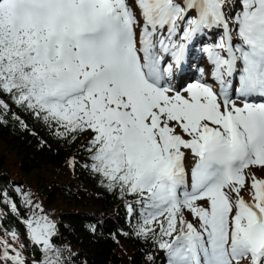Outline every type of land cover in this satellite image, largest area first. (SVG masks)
I'll return each mask as SVG.
<instances>
[{"label":"snow or ice","instance_id":"snow-or-ice-1","mask_svg":"<svg viewBox=\"0 0 264 264\" xmlns=\"http://www.w3.org/2000/svg\"><path fill=\"white\" fill-rule=\"evenodd\" d=\"M196 51L207 71L177 86ZM4 95L85 137L84 167L133 198L135 234L165 264H264V0H0ZM8 111L0 99V123ZM35 209L23 223L44 259L12 231L0 264H65Z\"/></svg>","mask_w":264,"mask_h":264},{"label":"trees","instance_id":"trees-1","mask_svg":"<svg viewBox=\"0 0 264 264\" xmlns=\"http://www.w3.org/2000/svg\"><path fill=\"white\" fill-rule=\"evenodd\" d=\"M0 99L10 107L0 123V192L6 191L18 208V214L13 213L0 197V238L16 231L18 242L8 237L9 243L24 244L23 255L29 261L43 260L41 247L32 244L23 223L33 211L39 212V204L41 214L56 223L53 242L64 250L65 264H165L152 241L135 234L138 215L130 216L126 207L133 198L108 191L84 167L89 162L82 150L84 136L66 141L8 96ZM73 157L74 168L69 165ZM16 178L23 183L21 197L12 186ZM25 193L31 205L25 204ZM149 255L154 257L151 262Z\"/></svg>","mask_w":264,"mask_h":264},{"label":"bare ground","instance_id":"bare-ground-1","mask_svg":"<svg viewBox=\"0 0 264 264\" xmlns=\"http://www.w3.org/2000/svg\"><path fill=\"white\" fill-rule=\"evenodd\" d=\"M198 53L199 54L192 60V64L194 66H191L192 68H190L189 71H188V69H186V71L184 72V74H182V76L176 81L177 86L183 87L184 83L187 82L186 81L187 79H189V78L193 79V78H195L196 75H198V74H196L197 73L196 70H197V67H199L201 65L200 63L202 61V54L199 51H198ZM206 65L207 64H205V66ZM206 68H207V66H206ZM198 79H200V78H198ZM195 81L196 80H191V83H193Z\"/></svg>","mask_w":264,"mask_h":264},{"label":"rangeland","instance_id":"rangeland-1","mask_svg":"<svg viewBox=\"0 0 264 264\" xmlns=\"http://www.w3.org/2000/svg\"><path fill=\"white\" fill-rule=\"evenodd\" d=\"M130 3H131V0H130ZM209 39V38H208ZM199 53H198V51H196L195 52V57L198 55ZM202 54V53H201ZM201 65L199 66V67H197V73L196 74H198V75H196L195 76V78H193V79H191V78H189V79H187L186 81L188 82V83H191V80H198V78H201L200 77V74L198 73L199 72V68H201V67H204L205 69H206V71H207V68H206V66H205V64H207V62H206V57L202 54V61H201V63H200ZM191 66H194L193 64H192V61H191V64H190V66H188L189 68H188V71H189V69L190 68H192ZM187 82H185L184 83V85L183 86H186L188 83ZM85 138V137H84ZM257 175L258 176H260V175H264V173H261V172H257ZM13 181H15V182H20V183H22L21 181H18L17 180V178L16 179H13ZM12 181V182H13ZM21 188H22V194H23V183H22V185H21ZM125 245L129 248V249H131V247L128 245V244H126L125 243Z\"/></svg>","mask_w":264,"mask_h":264},{"label":"water","instance_id":"water-1","mask_svg":"<svg viewBox=\"0 0 264 264\" xmlns=\"http://www.w3.org/2000/svg\"><path fill=\"white\" fill-rule=\"evenodd\" d=\"M21 185H22V183H20V182H15V181L12 182V186H13L14 190L16 191V193L18 194L19 197L22 196ZM17 189H20V191H17Z\"/></svg>","mask_w":264,"mask_h":264}]
</instances>
